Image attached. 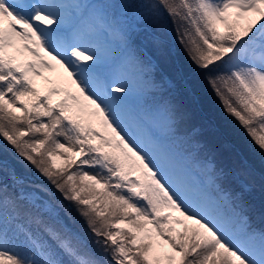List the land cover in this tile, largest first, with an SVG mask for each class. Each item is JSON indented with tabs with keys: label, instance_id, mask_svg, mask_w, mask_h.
I'll list each match as a JSON object with an SVG mask.
<instances>
[{
	"label": "snow or ice",
	"instance_id": "6c2138e0",
	"mask_svg": "<svg viewBox=\"0 0 264 264\" xmlns=\"http://www.w3.org/2000/svg\"><path fill=\"white\" fill-rule=\"evenodd\" d=\"M169 19L264 168V0H0V264H264L253 165L154 76Z\"/></svg>",
	"mask_w": 264,
	"mask_h": 264
},
{
	"label": "rangeland",
	"instance_id": "374dc122",
	"mask_svg": "<svg viewBox=\"0 0 264 264\" xmlns=\"http://www.w3.org/2000/svg\"><path fill=\"white\" fill-rule=\"evenodd\" d=\"M169 33H171V35ZM169 36H170V40L172 42H174V41L177 42V39H176L177 27L171 22L170 19L164 24V27H163L162 31L160 32V39L163 42L165 51L167 50V46L169 44ZM188 63H189V65L192 68L195 67L194 64L191 61L188 62ZM62 71H63L62 69L57 68L56 71H54L52 73L46 72L45 75L55 78V76L58 73H61ZM64 75L66 76V74H64ZM186 78L187 77H185L184 79H186ZM40 83L42 85V82H40ZM70 87H71L72 91H75V86L74 85H71ZM113 95H115V93H113ZM193 97H195V99H196V104L194 105L195 109H196V113H197V121L196 122H199L200 119L202 118V119H205V120H207V121H209L211 123V125L214 128V131L209 134L208 138L211 140V143L213 144V146L220 152V154L222 155V157L225 160H230L236 153L241 154L244 158L249 160V156L248 155L250 153H253V155H254L253 157H256L257 160L260 161V155H259L258 150L252 144V142L250 141V139L246 135V133H245L243 128L241 129V131L246 135V137L248 139V143H247L248 147L245 146L242 150L240 149V147L235 146V144L233 143L232 138L229 137V133L227 131L223 130L224 129V122H228V123L231 122V123H234V124L236 123L235 124L236 126H238V122L234 118H232L224 110L223 105H222L221 102H215L216 104L214 103V105H212L214 110L216 111L213 114V113H211L209 111L208 112L205 111V103H201V102L199 103V97H197L196 94H194ZM188 100L193 101V98L192 97H188V99L184 101L185 105L188 108L191 109L193 107H190L188 105ZM226 118H230L231 121L229 119H226ZM224 145H230L231 146V151H225ZM249 162H250V160H249ZM253 168L255 169L256 177H255V182H254V186L252 188V191L247 193L249 195V199H247V200H249V202L251 201L253 204L255 203L256 207L259 208L261 202H264V199L258 201L257 200L258 198H254V196L255 195L256 196L259 195L262 198H264V184H262V182L260 180V174L262 172H264V168L258 169L254 165H253ZM29 176H31L32 178H35L33 175H29ZM252 198L254 200H256V202L253 201ZM81 223H82V221H81Z\"/></svg>",
	"mask_w": 264,
	"mask_h": 264
},
{
	"label": "trees",
	"instance_id": "16d2710c",
	"mask_svg": "<svg viewBox=\"0 0 264 264\" xmlns=\"http://www.w3.org/2000/svg\"><path fill=\"white\" fill-rule=\"evenodd\" d=\"M174 25L176 27H178V25H176V24H174ZM176 39H177V42L176 41L173 42V53H174V55L169 54L170 55L169 56V63H170V67H171V72H170L171 79L177 80L178 84H180V76L187 77L188 82H189V86L187 87V89L185 88V86H183L184 87L183 89L186 92V94L192 98H193V94H196L197 97H199V103L200 102L205 103V111L206 112L209 111V112L214 114V112H216V111L214 110L212 105H214L215 102H221V101L219 100V98L215 95V93L212 91V89L208 85V82L205 79V74L200 72L195 67L192 68L190 65H189L190 67L188 66L187 63L190 62L191 60L189 59L188 54L186 53V51L184 49V46L180 43L178 36H176ZM188 105L189 106L193 105V102L188 103ZM226 119H229L231 121L230 118H226ZM235 124L231 123V122H229V123L224 122V129L223 130L227 131L229 133V137L232 138L235 146L240 147V149L242 150L245 146L248 147V145H247L248 139H247L246 135L241 131L242 127H240L239 124H238V126H236ZM2 143L3 142L0 141V144H2ZM248 156H249L250 162L252 161L251 163L255 167H257L258 169L262 168L260 161H258L256 157H253L254 156L253 153H250ZM27 174L33 175L36 178V174H35L34 170H29ZM245 197L249 199V195L247 193L245 194ZM254 198H258L257 199L258 201L264 199L259 195L258 196L255 195ZM252 200L256 202V200H254L253 198H252ZM248 202H249V200H248ZM249 203L253 204L251 201ZM254 205H256V204L254 203ZM256 223L258 224L259 221L256 220Z\"/></svg>",
	"mask_w": 264,
	"mask_h": 264
}]
</instances>
